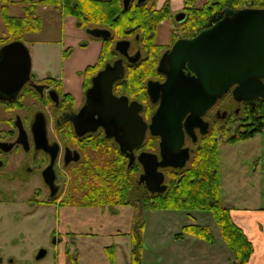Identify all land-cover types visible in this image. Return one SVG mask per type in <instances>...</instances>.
<instances>
[{
    "label": "flooded vegetation",
    "instance_id": "flooded-vegetation-1",
    "mask_svg": "<svg viewBox=\"0 0 264 264\" xmlns=\"http://www.w3.org/2000/svg\"><path fill=\"white\" fill-rule=\"evenodd\" d=\"M182 13L186 19L187 12ZM185 19L182 22L176 20L179 26L173 29L184 30L172 32L168 44L158 41L161 27L159 25L155 35L156 47L152 53L142 46L143 41L139 35H136L135 41L130 40V56L137 53L141 55L136 62L117 51V54L106 56L100 64V53L98 58L85 68H77L73 72H66L65 68L60 77H40L31 70L30 78L14 97H5L0 88V235L30 230L31 228L19 229L15 224L18 225L24 218L36 220L38 216L45 220V211L49 210L54 214L50 216L49 225L31 230L37 229L49 234L55 244L63 241L65 234H70L76 228L73 222L65 223L61 218L62 210L68 208L63 203L67 199L72 182L80 176L87 178L89 172L104 169L105 165L92 168L91 163L110 156V153L128 158L129 167L139 171L136 182L140 193H164L151 191L146 180H142L145 170L139 158L143 153H151L158 156L159 162L162 160V137L152 134L150 128L161 104L162 92L159 99L154 101L149 92V84H163L167 81L168 72L172 71L169 54L177 40L192 39L202 30L211 27L198 24L186 29ZM87 30L84 31L87 33ZM178 32L180 36H174ZM80 44L88 46L87 41ZM133 46H136V50L132 53L130 50ZM71 55H65V60ZM119 60L123 62L124 75L113 82L112 94L117 100L127 99L128 106L136 103V111L146 125L142 144L132 151L128 147L127 150H122V144H129L124 129L125 121L118 117L121 113L102 117L97 111L104 110L111 101L110 95L107 94L108 77L102 80L97 77ZM162 61L166 71L160 70ZM183 69L187 76L195 75L188 64L183 65ZM136 75L138 79H134ZM233 89L234 87L219 97L203 115V120L209 123L207 133L203 134L201 128L196 127L192 134H189L184 128L183 147H188L191 153L187 164L196 148L200 147L203 137L211 130L212 133L218 130L216 137L220 138L225 124L237 119L244 104L250 102L235 99ZM86 107L90 109L87 115ZM190 114L191 112L186 115L184 121ZM233 127L232 136L236 134L239 123H235ZM130 155H134L132 165ZM175 169L180 167L159 166L158 171L165 175L164 184L167 185L166 172ZM6 248L7 244L0 242V264H15L14 258L7 256ZM42 249L48 253L46 248H41L39 252Z\"/></svg>",
    "mask_w": 264,
    "mask_h": 264
},
{
    "label": "trees",
    "instance_id": "trees-1",
    "mask_svg": "<svg viewBox=\"0 0 264 264\" xmlns=\"http://www.w3.org/2000/svg\"><path fill=\"white\" fill-rule=\"evenodd\" d=\"M196 0H185L187 18L186 29L194 25L212 26L226 14L227 8L264 9V0H209L206 6L193 8ZM2 15L6 26V36L0 33V48L7 43L21 40L28 34L39 33L43 28V18L39 10L43 6L59 8L64 16L74 17L78 27L106 28L112 32L109 39H101L103 45L99 58L100 64L108 55L117 54L115 44L118 40H133L136 35L142 39V46L152 53L156 47L155 35L161 22L170 14V6L166 3L157 8L155 0L139 3L132 0L129 7H124V0H21L24 15L10 14L13 0L2 1ZM71 50H66L65 55ZM136 75L134 79H138ZM235 117V116H234ZM239 123L234 131L233 125ZM264 130V98L246 102L242 113L227 122L222 136L211 132L200 140V147L193 153L190 167L175 169L180 175H167V190L158 195H143L137 188L135 168L129 167L128 158L115 154L100 158L91 167L105 165L104 169L89 172L88 177L80 176L73 181L64 206L81 208H102L112 214L119 212L118 206L135 205L141 208L138 220H135L131 240L136 248L128 264H141L140 248L143 244L144 222L142 214L145 210H179L205 211L213 215L222 238L234 256L233 264H246L254 253V244L246 233L235 222L231 209L223 205V191L220 173L221 142L233 144L256 136ZM216 134V135H215ZM215 135V136H214ZM103 160V161H102ZM78 190V196L73 189ZM77 199H73L74 197ZM183 233L195 236L211 244L216 238L211 229L199 224L185 225ZM181 234V233H180ZM181 237V236H180ZM111 264H117L114 246L107 248Z\"/></svg>",
    "mask_w": 264,
    "mask_h": 264
},
{
    "label": "water",
    "instance_id": "water-1",
    "mask_svg": "<svg viewBox=\"0 0 264 264\" xmlns=\"http://www.w3.org/2000/svg\"><path fill=\"white\" fill-rule=\"evenodd\" d=\"M132 0H124L128 8ZM147 0H139L144 3ZM182 22L185 14L177 17ZM87 33L97 39H108L112 32L106 28H89ZM131 41L119 40L116 50L128 57L132 62L140 59V53L130 56ZM169 59L172 71L168 72L165 83H150L149 92L157 101L162 92L161 104L153 117L150 126L152 134L160 135L162 160L151 153H143L140 161L144 165L142 180H146L148 188L153 191L165 192L167 185L165 175L158 171L159 166L183 168L190 159L191 153L185 144V130L192 134L200 127L203 134L209 130V123L203 120V115L224 96L231 88L238 101H252L264 98V9L227 8L223 18L210 28L202 30L192 39H179L175 42ZM195 73L187 76L183 65ZM32 58L30 50L21 40L5 44L0 48V88L5 97L16 96L30 78ZM164 69V61L160 64ZM124 75L122 60L113 66H108L97 77L102 80L108 77L107 94L110 104L100 109V115H120L125 121V131L129 146L122 144V150L132 151L142 144L146 125L136 111L137 104L128 106L127 99H115L112 94V84ZM96 81V79H95ZM122 107L124 110H122ZM86 115L90 111L85 109ZM121 111V112H120ZM190 116L184 121L186 115ZM128 147V148H127ZM130 165L134 155H130ZM47 254L42 249L38 259Z\"/></svg>",
    "mask_w": 264,
    "mask_h": 264
},
{
    "label": "rangeland",
    "instance_id": "rangeland-1",
    "mask_svg": "<svg viewBox=\"0 0 264 264\" xmlns=\"http://www.w3.org/2000/svg\"><path fill=\"white\" fill-rule=\"evenodd\" d=\"M2 1L0 0V33L2 36H6V26L2 15ZM13 1L10 4V14L23 16L24 10L21 0ZM171 1L173 6L167 2L170 6V14L161 22L158 34V41L163 44H168L171 39V33L177 30L173 29V27L179 26L176 21L177 16L183 11L186 12L185 0L184 2L183 0ZM208 2L209 0H196L192 7L196 9L204 7ZM39 14L43 18V30L40 33L26 35L24 38V42L30 50L33 74L40 77L49 75L60 77L65 68L66 72H73L77 69L76 67H83L85 63H93L91 62L92 58L89 59L90 61L88 58H83L84 53L89 52L92 48L88 49L87 46H82L79 44L80 42H76L74 37L77 34L75 32H77L78 28L85 34L83 35L85 38L97 41L99 39L92 38L84 29L78 26L76 28L68 24L65 31L63 29L64 15L59 8L43 6L40 8ZM183 30L184 28L177 31ZM174 36H180V32L174 34ZM69 49L71 54L75 55L69 62L65 63V51ZM135 50L136 46H133L130 52L133 53ZM190 164L189 162L187 167H190ZM135 172L138 176L139 171ZM220 173L224 194L223 205L226 208L233 205L238 207L257 205L254 203L264 206V130L255 137L237 143L230 144L222 141L220 147ZM176 174L180 175L181 171L170 170L166 172V175L170 177ZM72 191L78 196L77 189L74 188ZM77 196L72 198V200L77 199L79 197ZM249 199H252L250 205ZM128 206L136 212V219L138 220L141 208L135 205ZM122 208L125 207L118 206V210ZM129 210L126 209L125 213H122L123 218H126L130 213ZM98 212L105 213L106 211L101 210ZM45 215L48 220L46 218L43 220L39 216L36 220L24 218L18 225L17 223L15 225L19 229L48 226L50 216H54V214L46 210ZM142 220L144 222L143 244L139 247L140 257L142 258L141 264H230L231 260H234V256L222 238L213 215L209 212L163 209L145 210L142 214ZM9 224L13 225L12 222H9ZM189 224L209 227L216 238V242L211 244L195 236L183 233L184 226ZM31 229L24 231V233L14 232L0 235V242L7 244V256H12L15 264H57L59 255L60 253L62 255L63 252L67 253V259L70 264H77L78 254L75 253L74 243L76 242V245H80L82 241L92 246L93 251L95 250L96 263L91 262V264H109L108 251L106 252L105 249L117 243L120 245L118 263L124 264L125 257L122 245L124 249L130 247V244H125L129 239L126 241L124 235H106L104 232H107L108 228L103 232L98 227L83 226L70 233L71 236L67 238V243L65 242L66 240H63L58 244L51 241L49 234L37 229ZM93 229L97 231L91 234L89 231ZM193 241H196L197 244H202L201 249H199L200 246L194 245ZM66 246H68V251H66ZM41 248H46L48 253L45 257L37 259L36 256ZM135 248L133 246L131 249L134 251ZM71 251L72 254H69L68 252ZM200 254L206 255V262H203V257H200V261L198 260ZM84 255V257H88V254ZM84 262L89 264L90 261L84 259ZM80 263H82L81 260Z\"/></svg>",
    "mask_w": 264,
    "mask_h": 264
},
{
    "label": "crops",
    "instance_id": "crops-1",
    "mask_svg": "<svg viewBox=\"0 0 264 264\" xmlns=\"http://www.w3.org/2000/svg\"><path fill=\"white\" fill-rule=\"evenodd\" d=\"M167 2H169L173 6L171 0H156L157 8L161 9ZM68 24L70 26L73 25L77 28L74 18L64 16L63 29H65V31L67 30ZM75 33L77 34V36L74 37L76 42L81 43L82 41H87L88 42L87 48L88 49L92 48L89 52L84 53L83 58L85 59L88 58V60L92 58L91 62H94L98 58L101 52L102 42L100 40L97 41V40L85 38L83 36L85 34H83L78 28H77V32ZM66 38H67V35H66ZM74 55L75 54H72L69 59L65 60V63L69 62ZM86 65L87 63H85L83 67H76V68H79V69L85 68ZM255 173L257 174V172ZM248 202L250 205L252 202V199H249ZM254 204H257V205L249 206V207H238L236 205H233L229 208L231 209V214L234 219V222L240 228L243 229V231L246 233L248 238L254 244V253L246 264H264V206L258 203H254ZM126 209H130L129 210L130 213L126 216V218H123L122 213H125ZM101 210H104L106 212L105 213L98 212ZM61 218L65 223L73 222L76 225L75 230L83 226H89V227L93 226L94 228L98 227L99 230L103 232L106 228H108L107 232H104L106 233V235H124L125 236L124 238L126 239V241L127 239H129L130 241V242L129 241L125 242L126 245L130 244V247H126V249H124L122 245V250H123L124 257H125L124 264H128L131 261L132 256H133V250L131 249L133 247V243L131 240V233L133 232V227H134V223L136 220V212L129 206L120 209L117 214H112L109 210L101 209L98 207H94V208L69 207V208H64L62 210ZM95 231L97 230L93 229L89 232L91 234H94ZM69 236H71V234H65L63 238V240H66L65 241L66 243H67V238ZM192 243L194 245L200 246L199 249H201L202 244L201 245L197 244L196 241H193ZM75 245H76V242L74 243V250H75V253L78 254L77 264H86V262H84V259L89 260L90 261L89 264H91V262L96 263V257L94 255L95 250L93 251L92 246L86 244L83 241L81 242L80 245H76V247ZM113 246L115 248L116 262L117 264H119L118 256L120 253V245L117 243ZM107 248L105 249L106 252L108 251ZM203 248L206 249L205 247ZM66 251H68V246H66ZM68 253L72 254V251ZM84 254H88V257H84L85 256ZM107 255H108V262L109 264H111L109 260L108 252H107ZM200 257H203L202 258L203 262H206L205 254L199 255L198 257L199 261L201 260ZM80 260L82 261V263H80ZM57 264H70L68 262L66 252H63L62 255L60 253ZM230 264H233V260H231Z\"/></svg>",
    "mask_w": 264,
    "mask_h": 264
}]
</instances>
